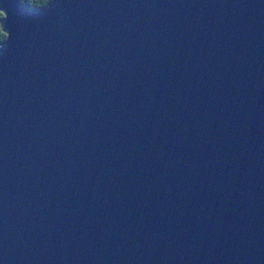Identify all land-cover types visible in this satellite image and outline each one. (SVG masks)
<instances>
[{
  "label": "water",
  "instance_id": "1",
  "mask_svg": "<svg viewBox=\"0 0 264 264\" xmlns=\"http://www.w3.org/2000/svg\"><path fill=\"white\" fill-rule=\"evenodd\" d=\"M0 11V264H264V0Z\"/></svg>",
  "mask_w": 264,
  "mask_h": 264
},
{
  "label": "trees",
  "instance_id": "2",
  "mask_svg": "<svg viewBox=\"0 0 264 264\" xmlns=\"http://www.w3.org/2000/svg\"><path fill=\"white\" fill-rule=\"evenodd\" d=\"M49 0H20V5L23 7L25 10H40L44 8L48 4ZM1 14H0V19H1ZM7 35L1 30L0 26V43L6 38Z\"/></svg>",
  "mask_w": 264,
  "mask_h": 264
},
{
  "label": "rangeland",
  "instance_id": "3",
  "mask_svg": "<svg viewBox=\"0 0 264 264\" xmlns=\"http://www.w3.org/2000/svg\"><path fill=\"white\" fill-rule=\"evenodd\" d=\"M1 16L4 14L2 11H0Z\"/></svg>",
  "mask_w": 264,
  "mask_h": 264
},
{
  "label": "flooded vegetation",
  "instance_id": "4",
  "mask_svg": "<svg viewBox=\"0 0 264 264\" xmlns=\"http://www.w3.org/2000/svg\"><path fill=\"white\" fill-rule=\"evenodd\" d=\"M48 2H49V1H48ZM46 6H47V5H46ZM46 6H45V7H46ZM35 11H36V10H35ZM37 11H38V10H37Z\"/></svg>",
  "mask_w": 264,
  "mask_h": 264
}]
</instances>
